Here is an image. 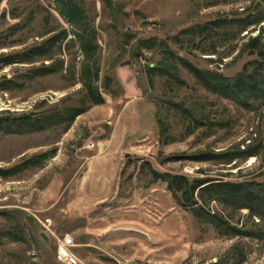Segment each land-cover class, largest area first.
Segmentation results:
<instances>
[{
    "label": "rangeland",
    "instance_id": "rangeland-1",
    "mask_svg": "<svg viewBox=\"0 0 264 264\" xmlns=\"http://www.w3.org/2000/svg\"><path fill=\"white\" fill-rule=\"evenodd\" d=\"M252 3L113 0L109 10L100 0H82L97 30L95 85L104 97L103 103L92 104L79 81L83 54L53 0L0 1V55L67 32L54 53L63 60V70L0 90V118L68 105L84 108L69 123L28 133L0 132V169L48 153L34 166L0 175V210L9 212L0 214V264H62L55 250L64 234L74 239L77 264H264V221L247 209L208 196L201 200L202 212L251 231L235 235L230 227L178 205L148 170L151 165L189 179L263 181L264 106L246 109L211 93L179 64L171 72L149 74L147 65L161 58V50L137 45V39L154 36L199 68L234 76L257 57L244 48L252 38L260 37L264 47V21L231 40L190 42L181 31ZM32 64L1 66L0 79ZM245 148L255 154L197 159L201 153ZM35 216L49 218L54 234L42 238Z\"/></svg>",
    "mask_w": 264,
    "mask_h": 264
},
{
    "label": "trees",
    "instance_id": "trees-1",
    "mask_svg": "<svg viewBox=\"0 0 264 264\" xmlns=\"http://www.w3.org/2000/svg\"><path fill=\"white\" fill-rule=\"evenodd\" d=\"M2 1V0H0ZM55 10L67 22L73 32V36L79 44V49L83 54L81 64V76L79 81L84 88L85 100L92 104H101L104 97L95 85L99 74V59L97 57L98 43L97 30L89 19L82 5V0H53ZM101 4L111 10L113 0H100ZM250 6L230 16H221L183 29L181 32L187 36L188 41L193 42L199 38L201 42H211L213 39L231 40L236 35L251 26H256L264 21V0H252ZM51 14V13H50ZM261 28V26H260ZM259 28V32L262 31ZM254 30V27L253 29ZM251 30V31H252ZM250 31H247L249 33ZM125 34H129L126 32ZM67 36L66 30L60 33H53L24 49L0 55V68L4 65L21 64L40 61L24 69L20 74L12 77L2 76L0 79V90H11L24 86L26 80L33 81L43 76L52 75L63 70L64 62L55 57V48ZM130 35L126 37V40ZM255 38V39H254ZM252 38V45H245L247 51L256 54L257 57L243 64L241 70L234 76H227L218 71L207 68H199L189 60L178 56L167 47L164 41L157 37H147L137 39L138 49L160 48L161 58L156 62L147 65L149 74H165L171 72L176 64L186 68L197 81L211 93L218 94L238 106L246 109H254L264 106V47L260 42V37ZM139 50V54H140ZM205 51H214V48L204 47ZM43 60H49L43 63ZM22 77L23 79H20ZM84 111L81 106L68 105L56 107L40 115L25 114L17 117L0 118V132L4 133H28L43 130L63 122H71L77 115ZM162 123V122H161ZM161 129L164 127L161 125ZM253 149H242L236 152H223L218 154L201 153L197 159L224 158L232 160L237 157H248L254 155ZM48 156L47 152L31 156L24 159L22 163L15 164L9 168L0 169V175H11L18 169H23L30 165H35L39 158ZM38 158V159H36ZM36 160V161H35ZM151 178L155 182H161L171 194L172 199L180 206L194 212L197 216L204 214L208 221L219 227H230L235 235L251 234L237 227H231L221 216L202 212L204 209L201 200L209 197L210 200H218L236 209H247L250 216H256L264 221V180L232 182L210 179L205 177L189 179L186 175L170 172H160L149 166ZM197 192V195L194 193ZM7 210H0L1 215H7Z\"/></svg>",
    "mask_w": 264,
    "mask_h": 264
},
{
    "label": "built area",
    "instance_id": "built-area-1",
    "mask_svg": "<svg viewBox=\"0 0 264 264\" xmlns=\"http://www.w3.org/2000/svg\"><path fill=\"white\" fill-rule=\"evenodd\" d=\"M39 225L43 228L44 233H51V221L47 217H38L35 216ZM75 246L74 239L69 234H64L58 239L56 250H55V257L56 260L62 264H77V257L72 251L73 247Z\"/></svg>",
    "mask_w": 264,
    "mask_h": 264
},
{
    "label": "water",
    "instance_id": "water-1",
    "mask_svg": "<svg viewBox=\"0 0 264 264\" xmlns=\"http://www.w3.org/2000/svg\"><path fill=\"white\" fill-rule=\"evenodd\" d=\"M40 235H41V237L42 238H44V239H46L47 237H46V235L42 232V233H40Z\"/></svg>",
    "mask_w": 264,
    "mask_h": 264
},
{
    "label": "crops",
    "instance_id": "crops-1",
    "mask_svg": "<svg viewBox=\"0 0 264 264\" xmlns=\"http://www.w3.org/2000/svg\"><path fill=\"white\" fill-rule=\"evenodd\" d=\"M149 166H151V165H149ZM149 166H148V170H149ZM152 167V166H151ZM153 168V167H152ZM155 169V168H154ZM156 170V169H155ZM157 171H159V170H157ZM160 172H162V171H160ZM149 175L151 176V173H150V171H149ZM152 177V176H151ZM7 180H8V178H7Z\"/></svg>",
    "mask_w": 264,
    "mask_h": 264
}]
</instances>
